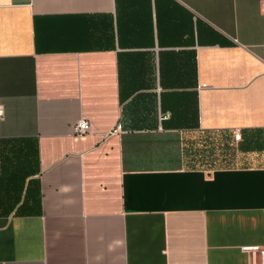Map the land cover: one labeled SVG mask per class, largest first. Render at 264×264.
<instances>
[{
  "label": "crops",
  "instance_id": "0c3cea01",
  "mask_svg": "<svg viewBox=\"0 0 264 264\" xmlns=\"http://www.w3.org/2000/svg\"><path fill=\"white\" fill-rule=\"evenodd\" d=\"M0 108V264L264 246V0H0Z\"/></svg>",
  "mask_w": 264,
  "mask_h": 264
},
{
  "label": "built area",
  "instance_id": "2783aa9c",
  "mask_svg": "<svg viewBox=\"0 0 264 264\" xmlns=\"http://www.w3.org/2000/svg\"><path fill=\"white\" fill-rule=\"evenodd\" d=\"M3 113V110L0 108V115ZM75 131L77 133L85 132L89 129V124L87 121L80 122L75 126ZM236 138H240L239 130L236 131ZM241 250L248 254L249 264H264V246L258 244L244 245L241 247Z\"/></svg>",
  "mask_w": 264,
  "mask_h": 264
}]
</instances>
